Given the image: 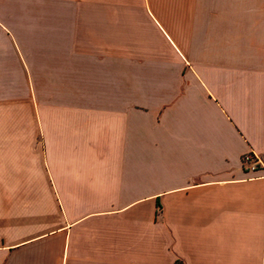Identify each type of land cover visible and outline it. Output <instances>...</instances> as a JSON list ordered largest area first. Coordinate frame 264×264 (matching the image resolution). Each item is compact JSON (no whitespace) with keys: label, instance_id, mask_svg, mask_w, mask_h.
<instances>
[{"label":"crops","instance_id":"crops-1","mask_svg":"<svg viewBox=\"0 0 264 264\" xmlns=\"http://www.w3.org/2000/svg\"><path fill=\"white\" fill-rule=\"evenodd\" d=\"M264 0H0V264H264Z\"/></svg>","mask_w":264,"mask_h":264},{"label":"built area","instance_id":"built-area-1","mask_svg":"<svg viewBox=\"0 0 264 264\" xmlns=\"http://www.w3.org/2000/svg\"><path fill=\"white\" fill-rule=\"evenodd\" d=\"M243 167L248 172L264 169V158L254 152L247 153L242 159Z\"/></svg>","mask_w":264,"mask_h":264}]
</instances>
